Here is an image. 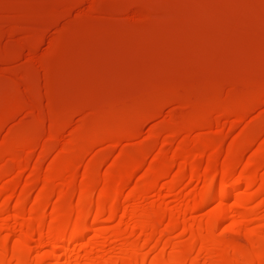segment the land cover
Instances as JSON below:
<instances>
[{
	"label": "rangeland",
	"instance_id": "obj_1",
	"mask_svg": "<svg viewBox=\"0 0 264 264\" xmlns=\"http://www.w3.org/2000/svg\"><path fill=\"white\" fill-rule=\"evenodd\" d=\"M223 173L253 179L236 228ZM263 189L264 0H0L8 264H52L77 219L99 223L62 264H264Z\"/></svg>",
	"mask_w": 264,
	"mask_h": 264
},
{
	"label": "bare ground",
	"instance_id": "obj_2",
	"mask_svg": "<svg viewBox=\"0 0 264 264\" xmlns=\"http://www.w3.org/2000/svg\"><path fill=\"white\" fill-rule=\"evenodd\" d=\"M222 175V174H221ZM223 176H224V173H223V175L221 176V179H219V180H221L219 183H218V185H224V181H223V179L225 178H223ZM158 179V178H157ZM225 180V179H224ZM253 179L252 178H248V179H244V180H239V179H237V181H235V182H233V184L231 185H229V186H225L224 185V187L225 188H221V190L222 189H224L223 191H220V194H219V196H220V199H219V201L221 200V202H220V206L221 207H219V210H220V212L217 214L218 215V217H217V219L215 220V223L217 224V222L219 223V222H222V221H226V222H228V221H231V226H232V228H236V227H238L239 225H240V223H242V219H241V215L242 214H238V212H237V214H234L233 212H234V209L232 210V208H230L228 205H227V201H229V199L230 198H232V197H236V196H238L239 194H238V191H239V189H240V187H241V185H246V187L247 188H249L250 189V187L253 185V181H252ZM70 182V181H69ZM156 183H157V180L155 181ZM71 183V182H70ZM69 184V183H68ZM71 185V184H70ZM70 185H68V186H70ZM214 186V183L213 182H210L209 184H208V190H206L204 193H203V195H202V199H201V201H200V203H199V206H197V208L195 207V209H199V208H201V207H203V206H205V205H209V203L211 202V200H212V195H211V188ZM253 187V186H252ZM261 189V188H260ZM259 190V189H258ZM264 190V189H263ZM256 193V192H255ZM64 196V195H63ZM63 196H60L59 198H62ZM90 200H91V198H90ZM213 202V201H212ZM211 202V203H212ZM247 202V201H246ZM97 205H99V203L97 204ZM119 207H120V204H118V205H113L112 206V208H111V210H110V214H109V218H108V220L110 219V220H112V218H113V216L115 217V213H116V211L119 209ZM38 209H39V207H38ZM41 209V208H40ZM195 209H193V210H195ZM218 212V211H217ZM183 213V212H182ZM234 215H233V214ZM178 214L180 215L181 213H179L178 212ZM126 215V214H125ZM124 215V216H125ZM69 216V218H72V217H70L71 215H68ZM79 218V217H78ZM80 219V218H79ZM66 220V219H65ZM81 220V219H80ZM80 220H76L75 222H77L76 224H74L73 225V227H70V228H65V227H62V226H59L56 230H55V232H54V234H53V236H51L50 237V239H49V242H55L56 244H57V246H56V251H54V252H50V253H47L46 255L47 256H50L51 258H52V264H62V261L63 260H65V259H67L69 256H70V252L72 251L71 249V246H79V244H80V240H82L84 237H86L87 235H88V233L90 234L91 232H92V230H94L93 229V226H94V224H97V223H99V221H96V220H94L91 224H89V226H86V227H84L82 224H81V222H80ZM217 221V222H216ZM214 223V224H215ZM223 223V222H222ZM157 223L155 222V221H151V220H147V222L146 223H143V225H139V227H138V225L136 226H133L132 227V225H131V227L129 228L131 231H133V230H135V229H141V232L144 230V233H145V231L148 229V228H150L151 227V231H152V229L153 228H155L157 225H156ZM215 224V225H216ZM43 222L42 221H39L38 222V225H37V228H36V231H38V232H41V230L43 229V228H45V225H44V227H43ZM63 225H65V223L63 224ZM242 225V224H241ZM155 226V227H154ZM43 227V228H42ZM169 228H167V230H166V232L167 231H169V230H171V228H172V225L170 226H168ZM126 228V227H125ZM147 228V229H146ZM209 229H211L210 227L209 228H207L206 230H205V233L206 234H208L209 232H210V230ZM128 230V229H127ZM126 231V230H125ZM165 231V230H164ZM103 232V231H102ZM102 232H98L97 233V238H101L102 236H103V233ZM149 232V231H148ZM155 232V231H154ZM170 232V231H169ZM150 235H152L151 233H149ZM144 236V235H143ZM151 237V236H150ZM8 238V237H7ZM7 238H5L2 242H1V244L0 245H3V244H6V242H7ZM207 237H205V239L203 238V240L201 239V240H198V241H200V245H201V248H203V246H204V244H203V242H207L208 243V241H209V238H208V241H207V239H206ZM146 239V238H145ZM200 239V238H199ZM197 239H195V241H196ZM210 240H212V239H210ZM42 242V241H41ZM48 242V243H49ZM197 242V241H196ZM209 242H211V241H209ZM40 243V242H39ZM43 244V243H42ZM209 244H211V243H209ZM199 245V246H200ZM76 246V247H77ZM75 247V248H76ZM205 247V246H204ZM30 248V247H29ZM28 248V249H29ZM33 248V247H32ZM200 248V247H199ZM33 250L34 249H29L27 252H26V256H25V260L26 259H28L29 260V257L32 255V253H33ZM201 250V249H200ZM78 252V251H77ZM252 255H254V254H252ZM15 256H16V254H15V252H12V253H7V252H5V253H3L2 255H1V258H0V264H8L9 263V261L12 259V258H15ZM33 256V255H32ZM31 256V257H32ZM72 256H73V254H72ZM71 256V257H72ZM75 256V255H74ZM31 257H30V259H31ZM237 256H235V258L233 257V261L234 262H236V263H238L239 262V259H238V257L236 258ZM48 258V257H47ZM186 258V257H185ZM184 257L181 259V260H183V259H185ZM18 261V260H17ZM257 262H258V264H263L262 262H261V260L260 259H258L257 260ZM69 263V262H68ZM17 264H21L20 262L19 263H17ZM156 264H160V263H156Z\"/></svg>",
	"mask_w": 264,
	"mask_h": 264
}]
</instances>
